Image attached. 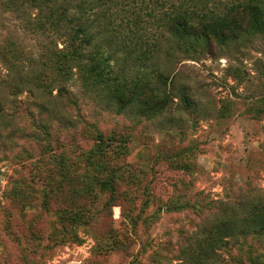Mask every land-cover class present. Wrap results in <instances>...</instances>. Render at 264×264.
Returning <instances> with one entry per match:
<instances>
[{
    "label": "rangeland",
    "instance_id": "1",
    "mask_svg": "<svg viewBox=\"0 0 264 264\" xmlns=\"http://www.w3.org/2000/svg\"><path fill=\"white\" fill-rule=\"evenodd\" d=\"M40 1L0 0V264H264V31L209 44L165 19L239 0H57L77 16L60 30ZM80 21L127 77L126 109L76 79L59 93L43 44ZM142 81L156 89L133 94Z\"/></svg>",
    "mask_w": 264,
    "mask_h": 264
},
{
    "label": "trees",
    "instance_id": "2",
    "mask_svg": "<svg viewBox=\"0 0 264 264\" xmlns=\"http://www.w3.org/2000/svg\"><path fill=\"white\" fill-rule=\"evenodd\" d=\"M193 2L194 0H190ZM57 0H41L40 8L46 9L49 15L45 14V21H49L54 17L52 25L54 29L60 30V24L71 22L77 23L75 12L69 2H63L65 6L55 5ZM230 5L222 12L215 11L213 7H207L202 2L200 5L193 3L188 12L186 9L177 7L175 3L171 4L169 13L166 14L165 19L169 30L176 33L178 30H183L187 34L203 35L207 43L215 42L217 44H225L228 41H234L245 34H253L264 31V0H239L238 2H228ZM41 4V5H40ZM225 9V8H224ZM84 12V8L82 9ZM188 12V15L184 13ZM70 15V16H69ZM84 21L75 24L73 32L66 34V41L63 42L62 47H57L51 44H43L44 53L49 64H54L59 81V93H67L69 90L66 83L72 79L79 81L82 91L97 94L100 92L99 98L102 101L106 99L120 110L126 109L133 102H128L125 99L124 90L127 87V77L120 76L119 72H115L110 64V57L104 55L100 50L99 45L95 41L94 35L89 32ZM59 31H57L58 33ZM95 41V44L93 43ZM40 61L41 65H46V61ZM37 64L30 63L29 72L37 70ZM32 65V68H31ZM76 74L77 78L73 76ZM157 74L156 76H160ZM74 81V80H73ZM72 81L69 82V85ZM148 89L153 91L156 86H151L149 81H142L141 83H134L133 94L144 92ZM106 94V98L102 95ZM153 104L142 109L154 111L161 106L162 97H158ZM74 211V210H73ZM63 214L64 211H63ZM66 215V214H65ZM75 218H70L65 222L67 226L66 232L69 237H74L77 240V227L82 225L83 220L78 214H74ZM252 219L250 221L252 229L264 231V204L255 208ZM81 223V224H80ZM234 231L233 237L236 239V231L243 229V225L236 220L227 219L222 221L221 227L218 230ZM218 241H223L222 237Z\"/></svg>",
    "mask_w": 264,
    "mask_h": 264
}]
</instances>
